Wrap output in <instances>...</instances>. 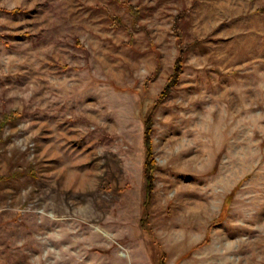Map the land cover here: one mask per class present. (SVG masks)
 Here are the masks:
<instances>
[{
  "label": "rangeland",
  "instance_id": "obj_1",
  "mask_svg": "<svg viewBox=\"0 0 264 264\" xmlns=\"http://www.w3.org/2000/svg\"><path fill=\"white\" fill-rule=\"evenodd\" d=\"M0 264H264V0H0Z\"/></svg>",
  "mask_w": 264,
  "mask_h": 264
},
{
  "label": "trees",
  "instance_id": "obj_2",
  "mask_svg": "<svg viewBox=\"0 0 264 264\" xmlns=\"http://www.w3.org/2000/svg\"><path fill=\"white\" fill-rule=\"evenodd\" d=\"M180 46V43H179ZM186 54L185 50L180 47V53L175 60V65H174V71L173 73L169 76L167 83L165 85V88L161 94V97L165 95L172 87L173 83L177 82L179 79V75L182 69V63L184 61V55ZM151 117H152V112L148 115L147 119L145 120V125H146V130H145V148H146V158H145V174L147 177V190L148 193L152 191L153 187V179H154V157H153V141L152 137L150 134V125H151Z\"/></svg>",
  "mask_w": 264,
  "mask_h": 264
}]
</instances>
